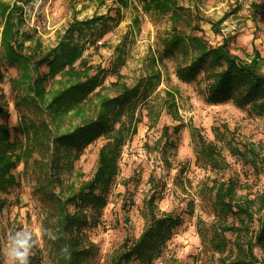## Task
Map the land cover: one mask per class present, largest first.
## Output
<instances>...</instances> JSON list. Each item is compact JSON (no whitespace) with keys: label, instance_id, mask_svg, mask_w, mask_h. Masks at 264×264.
<instances>
[{"label":"rangeland","instance_id":"374dc122","mask_svg":"<svg viewBox=\"0 0 264 264\" xmlns=\"http://www.w3.org/2000/svg\"><path fill=\"white\" fill-rule=\"evenodd\" d=\"M126 1L124 6L118 0H28L17 14L25 56L36 62L72 38L92 68L88 77H100L80 100L65 101L70 112L54 117L46 109L53 92L76 80L58 75L46 82V102L37 107L25 95L26 86L16 84L21 69L0 59V101L5 103L0 123L33 149L12 172L18 185L0 189L5 202L0 205L2 264L8 235L25 228L34 238L39 235L30 264H59L55 245L42 230L56 234L60 203L70 213H83L88 222L77 232L80 264H116L126 243L138 240L147 228L152 197L156 216L179 219V224L152 246L145 261L134 257L129 264H233L254 244L264 217V109L239 106L233 99L210 103L209 74L201 71L186 80L178 72L198 52L194 38L212 48L228 40L241 61L249 62L255 51L264 58V0H178L166 14L158 13L150 0ZM174 32L181 39L169 53ZM116 82L137 94L114 125L123 137L117 174L108 188L95 192L106 206L98 210L89 202L68 203L94 177L100 150L110 139L101 136L82 150L75 145L58 151L54 138L97 116L101 97L120 96ZM43 122L50 131L39 144L31 139L35 129L43 132ZM229 182L237 202L251 205V219L226 215L217 204V188ZM253 256L247 264H264L261 245L253 247Z\"/></svg>","mask_w":264,"mask_h":264},{"label":"trees","instance_id":"16d2710c","mask_svg":"<svg viewBox=\"0 0 264 264\" xmlns=\"http://www.w3.org/2000/svg\"><path fill=\"white\" fill-rule=\"evenodd\" d=\"M126 6V0H118ZM13 3V4H12ZM22 3V5H19ZM28 0H0V59L4 56L11 66L21 69V75L17 79L18 85L26 86V96L32 98V103L44 105L47 99L45 83L58 75H67L74 78L76 83L65 87L61 91L53 92L51 102L46 106L53 111L54 117L68 113L72 106L65 104V101L72 98L76 101L81 96L91 91L99 84V74L88 77L92 69L87 67L83 57V49L74 43L71 38L62 41L56 48L51 50L36 62L31 57L22 53L24 42L19 39L21 36L17 29L22 24L21 19H17V14L22 13L24 5ZM150 5L160 14H166L178 6V0H150ZM178 22V20H176ZM179 33L174 32L168 42L167 50L172 53L180 41ZM198 44V52L192 59L189 66L180 68L178 74L186 80H193L201 72L209 74L212 83L209 86L208 101L213 104L235 100L239 106L253 104L258 109H264V74L260 73L264 67V58L258 51H255L249 62L241 61L233 55L228 40H225L218 47H208L200 39H192ZM2 48V51H1ZM80 60V68H76V63ZM43 66L48 68V72L41 74L39 69ZM83 69V70H81ZM3 76L0 75V78ZM87 79L82 82L81 79ZM122 93L117 98L101 97L97 105V116L84 120L83 125L77 126L74 131L54 138L56 150L77 145L78 150L90 145L92 142L106 136L110 142L106 144L99 153V167L94 177L87 182L78 193L67 198V202L81 203L89 202L98 210L106 206L103 196L96 194L99 188H108L113 177L117 174L118 159L122 146L123 137L121 132H115L114 125L118 121L130 103L132 97L137 94L136 89L129 88L124 83H114ZM75 101V102H76ZM5 103L0 101V117L5 114ZM44 125V126H43ZM43 127L35 129V136L31 139L41 144V139H45L49 134V126L43 122ZM30 140V141H31ZM213 151V150H212ZM33 149L24 147L17 136H13L11 128L7 124L0 123V189H7L18 185L16 177L12 173L24 161L32 156ZM264 165V157L261 160ZM235 186L233 182L222 184L218 187L216 194L217 204L225 214H239L247 219L253 217L252 207L248 202H237ZM155 198L148 202V210L151 220L147 228L138 240L130 245L126 243L125 250L116 258V264H129L134 258H141L145 261L148 252L158 240H164L172 227L179 224V219L165 216L158 218L155 214ZM1 207L5 202L0 201ZM264 209V199L260 204ZM60 219L56 224V235L58 239L52 240L53 247L58 256L59 264H80L82 252L78 248L79 232L88 222L83 213L76 211L70 213L65 203L59 204ZM259 244L264 248V217L261 220L260 228L254 236V244H251L246 254L233 264H247L246 259H254L253 247ZM67 245L71 256L63 253L62 248ZM1 256V255H0ZM0 264L1 260H0Z\"/></svg>","mask_w":264,"mask_h":264},{"label":"clouds","instance_id":"9594fccd","mask_svg":"<svg viewBox=\"0 0 264 264\" xmlns=\"http://www.w3.org/2000/svg\"><path fill=\"white\" fill-rule=\"evenodd\" d=\"M42 234L47 235L53 241L58 239L52 229H43ZM38 243L39 235L34 238L33 232L29 229L25 228L15 233H10L7 237L5 250L6 264H30L31 251ZM61 251L67 253L70 258L69 246L65 245Z\"/></svg>","mask_w":264,"mask_h":264},{"label":"built area","instance_id":"2783aa9c","mask_svg":"<svg viewBox=\"0 0 264 264\" xmlns=\"http://www.w3.org/2000/svg\"><path fill=\"white\" fill-rule=\"evenodd\" d=\"M244 2H246V3H251L252 0H244Z\"/></svg>","mask_w":264,"mask_h":264}]
</instances>
